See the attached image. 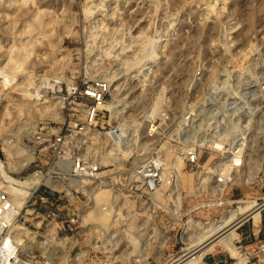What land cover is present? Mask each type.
I'll use <instances>...</instances> for the list:
<instances>
[{"label": "rangeland", "instance_id": "1", "mask_svg": "<svg viewBox=\"0 0 264 264\" xmlns=\"http://www.w3.org/2000/svg\"><path fill=\"white\" fill-rule=\"evenodd\" d=\"M263 86L264 0H0V139L33 153L9 171L39 170L54 183L40 184L54 206L14 218L43 221L36 239L21 236L23 250L31 244L39 264L174 262L195 244L190 236L263 197ZM225 125L253 132L239 177L221 189L218 147L240 132ZM113 130L125 156L107 153ZM12 150L3 151L11 168ZM101 186L111 191L103 221L93 215ZM250 217L235 230L263 238L264 208ZM49 222L73 242L42 245ZM11 228L0 227V239ZM219 256L236 258L217 249L203 264Z\"/></svg>", "mask_w": 264, "mask_h": 264}, {"label": "bare ground", "instance_id": "2", "mask_svg": "<svg viewBox=\"0 0 264 264\" xmlns=\"http://www.w3.org/2000/svg\"><path fill=\"white\" fill-rule=\"evenodd\" d=\"M10 59L12 60L13 66H18L19 63L21 64V62H23V60H24V59L22 60L21 56L16 57V58L11 57ZM17 68H15V69H17ZM33 94H35V92ZM25 95H30V97H33L30 93H25ZM36 95L38 96V94H36ZM38 97H41V95ZM51 109H53V107ZM118 130H116V131L113 130L109 134L106 131L108 134L107 140L111 142V145L113 144V147L110 148L107 151V153H112L113 151H115L117 153L120 151L119 154H122L123 156H125L128 153L127 150L125 149V146H123V148L121 147L122 149L118 150V148L120 146L115 147L116 144L113 142V141H115L114 137H116L118 135H120V137H121V134L118 133ZM121 133H123V132H121ZM241 138H242V136L239 137V140ZM246 139H248V138H246ZM0 140H2L1 145H0V186L4 187L6 189V191L9 193V196L12 200V206H9V208L7 210H5L2 214V220L0 223V227L5 225V226H9L11 228V225L13 224L14 227H13V229L11 228V230L20 236V240H21V236H25V237H28L31 239H36V235L38 233L37 231L29 230L22 223L18 224L17 222L14 221V218L16 217V215L21 213V209L24 207L25 201L27 200L28 196L31 194V187L32 186L40 185L41 183L46 184V182L49 183V185L50 184L53 185L54 183H53V181H51L50 177L46 176V175H45L46 179H44L45 181H43V179H40L41 175H43V174L39 170L28 173L22 179L14 177L11 174L12 172H10L9 170L15 169L18 171V170H22L23 168H25L32 161L33 153L27 147L25 148L23 146H18L16 143L11 141L10 136L2 137V139H0ZM216 142H219L220 144H222L221 141H216ZM122 143L126 144V140ZM122 145H124V144H122ZM236 146L240 147V149H239L238 154H236V156L234 157V159H232V161H230V162H226L227 160L226 161L223 160L224 162L222 164L225 166H223V168L220 172L221 175L223 176L221 179V181H223L221 184L222 186L220 185L221 189L223 188V185H225V183L234 182L236 180V178L239 177L238 171H240L241 167H243L242 159L247 157L244 154V152L241 155L239 154V153H241V150L243 149L242 144L240 143L239 145H236ZM11 147L13 148L12 153H11L13 168H11L9 166L10 163L8 161H5L6 157L3 155V151L8 150ZM214 147L216 148V146H214ZM235 147L233 148L232 152H235V150H234ZM219 148L224 149V148H222V146L218 147V149ZM33 150H34V148H33ZM227 152L230 153V148L228 149ZM245 165H246V162H245L244 166ZM263 166H264V164H263ZM43 177H44V175H43ZM178 178H179V175H178ZM261 179L264 182V175H263V177H261ZM176 180H177V182H176V186H177V185H179V183H178V179H176ZM245 180L250 181L249 179H245ZM6 181H9V182L10 181H16L18 184L15 185L12 183H8ZM177 189H178V187H177ZM110 194H111V191L108 188L102 187V186H101V188H98V190L96 188V193L94 195L92 194V196L94 198L95 209H98V211L93 214L94 217H96V219H98V220L101 219L103 221L106 218V212L104 211V209H103L104 207H102V206H104V204L107 203V201L110 198ZM178 194L180 195V193H178ZM217 194H219V193H217ZM113 197H114V194H112V198ZM108 203H109V201H108ZM178 206H180V205H178ZM262 206H264V195H263V197H261L259 199L252 200V202L249 204L247 203L245 205V208H246L245 211H243L241 214H238L233 210V211L227 212L220 219L214 220L210 225L205 227L199 235H197L196 237H193L194 235L190 236L191 238H194L195 244H192V246L187 251H184L185 253L183 252V254L178 256V258L175 261L173 260L174 262H171V264H203V256L206 253L212 252V251L217 250V249H225L227 251H230L231 253L236 255V258L238 256L239 259L242 260V262L245 261V258H247V257L243 256L244 254H241V253L237 252V250H236L235 240L237 238H239L240 235L235 229H236L237 225H239L240 223H242L246 219L250 218V216L252 214H256L259 211L261 213ZM112 207H113V204H112ZM109 209H110V207H109ZM107 211H110V210H107ZM45 233H46V235H43V237H42V245H45L49 241V238H51V237H53L50 240L53 245H59V244L63 243L64 241H67V240H68V242H73V238L69 237L68 234H63L62 236H64V237H62L57 233V224L55 222H49L47 224V228H46ZM20 240H19V242H21ZM2 241L3 242L1 243V245L4 244V246L5 245L7 246L10 244V238L8 236H5ZM1 245H0V247H3ZM31 248H32L31 244L28 243L25 245V249L23 251L28 252L31 250ZM3 251L4 250H2V253H3ZM3 254H4L3 255L4 259L7 260L8 259L7 256L10 257L12 253L9 251H4ZM236 258H235V261H236ZM17 260H20V259L17 258ZM235 261L233 262V264L235 263ZM246 261H247V259H246ZM246 261L244 263H246ZM13 262H14L13 260H9V261H7V264H13Z\"/></svg>", "mask_w": 264, "mask_h": 264}, {"label": "built area", "instance_id": "3", "mask_svg": "<svg viewBox=\"0 0 264 264\" xmlns=\"http://www.w3.org/2000/svg\"><path fill=\"white\" fill-rule=\"evenodd\" d=\"M263 88H264V86H263ZM185 126H186V128H188L190 130L195 129V127H196V125H185ZM225 126L227 129L240 128V132L238 134H236V133L232 134L229 138L226 137L225 141H222L223 144L226 145V147L223 150V152L225 153V156L222 159L225 161L227 160L226 162H230V161H232V159H234L236 154H238V152H239L240 147H238L236 145H239L240 143L242 144L243 149L241 150V153H239L241 155L243 152H245L244 147L246 146V144L248 145L249 143L252 142V139L250 138L251 137L250 133L253 132V127H252V125H225ZM241 129H242V131H241ZM240 136H242V138L239 140ZM247 137H248V139H246ZM234 147H235V149H234L235 152H232ZM229 148H230V153L227 152ZM245 155L248 156V154H245ZM195 159H196L195 156L191 155L189 160L194 161ZM14 174L15 173L12 172L13 176H14ZM142 175L144 177H148L147 183L150 186L155 183L156 174L151 172V170L149 172L143 173ZM220 175H221V173H220ZM222 177L223 176L221 175L220 179H222ZM6 182L12 183L15 185L18 184L16 181H10V182L6 181ZM48 202L50 203L51 206L55 205V203L53 201H49L47 195H45L42 191H40V185H36V186L31 187V194L28 196L27 200L25 201L24 207L27 208V210H26L27 214L33 215L34 213H36L31 218L37 219L38 217H40L42 215L39 211L41 209L42 205L44 203H48ZM9 206H12V200L9 196V193L6 191V189L4 187L0 186V223L2 220L3 212L5 210H7L9 208ZM56 207H57V205H56ZM263 208H264V206H262L261 209H263ZM21 221H22V224L24 226H26L29 230L36 229V231H38V233L40 234L39 230L42 228V224H43L42 220L38 223L36 221H30L29 222V219H22ZM3 227H9V226H5V225L1 226V228H3ZM5 236H8L10 238V244L7 246L6 245L4 246V244L1 245V243L3 242L2 240ZM5 236H3L0 239V245L3 246V247H0V264H7V261H9V260H13L14 261L13 264H39V261L36 259L35 254H32V252H31L33 248L28 252L23 251V248H22L23 243L19 242L20 236L17 233H14L12 230H8V232L6 233ZM262 236H263V238L259 239L256 236V233L254 231H252V233H245L244 230L242 231L240 237L237 239L236 242L239 243V248H241V250H239V251H242L245 254V256L247 257L246 263H243V264H264V227H263V231H262ZM253 239H255L256 243H257L258 249L256 251L254 249H250L249 245H247V243L252 241ZM2 250L9 251L12 253L10 257L7 256V258H8L7 260L4 259V256H3L4 251L2 253ZM254 257L258 258L259 263L252 262V259ZM17 258H19L20 260H17ZM228 261L229 260L227 258H223V257L219 256L218 260L215 262V264H226ZM208 264H212V263H208Z\"/></svg>", "mask_w": 264, "mask_h": 264}, {"label": "crops", "instance_id": "4", "mask_svg": "<svg viewBox=\"0 0 264 264\" xmlns=\"http://www.w3.org/2000/svg\"><path fill=\"white\" fill-rule=\"evenodd\" d=\"M261 216H262V214H261ZM249 219H251V222H252V225H253V220H252V218L250 217Z\"/></svg>", "mask_w": 264, "mask_h": 264}]
</instances>
